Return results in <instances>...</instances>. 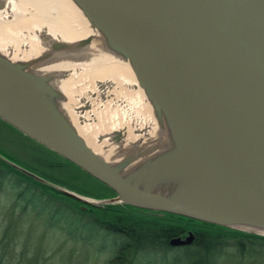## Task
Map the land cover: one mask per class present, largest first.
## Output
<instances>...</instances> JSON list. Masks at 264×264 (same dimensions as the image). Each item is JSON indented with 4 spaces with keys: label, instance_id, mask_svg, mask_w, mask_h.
I'll return each mask as SVG.
<instances>
[{
    "label": "water",
    "instance_id": "obj_1",
    "mask_svg": "<svg viewBox=\"0 0 264 264\" xmlns=\"http://www.w3.org/2000/svg\"><path fill=\"white\" fill-rule=\"evenodd\" d=\"M71 1L109 50L127 60L151 104L158 136L171 135L174 149L144 165L134 163L133 178H122L119 172L138 154L111 167L57 112L54 103L65 99L51 83L65 73L41 77L27 72L32 61L11 62L2 55L0 121L114 194L98 205L123 204L264 237V0ZM41 39L47 52L40 61L48 65L74 61V49L89 43L70 47ZM180 179L183 187L175 185ZM192 240L187 233L169 239L168 246Z\"/></svg>",
    "mask_w": 264,
    "mask_h": 264
},
{
    "label": "bare ground",
    "instance_id": "obj_2",
    "mask_svg": "<svg viewBox=\"0 0 264 264\" xmlns=\"http://www.w3.org/2000/svg\"><path fill=\"white\" fill-rule=\"evenodd\" d=\"M0 3V55L11 62L32 61L27 72L41 77L65 73L66 77L51 83L65 99L54 103L57 112L85 145L111 167H118L127 155L138 154L136 161L119 172L122 178H133L137 172L134 163L144 165L174 149L171 135L163 131L158 136L151 104L138 87L127 60L109 50L102 33L71 0ZM42 37L70 47L85 39L89 43L74 49V61L48 65L40 61V56L47 52ZM160 119L163 120L161 115ZM115 133L121 135L119 142L112 138ZM151 147V155L141 154ZM178 184H183L181 179L175 181ZM135 185L149 188L147 183ZM150 191L154 189L151 187Z\"/></svg>",
    "mask_w": 264,
    "mask_h": 264
},
{
    "label": "trees",
    "instance_id": "obj_3",
    "mask_svg": "<svg viewBox=\"0 0 264 264\" xmlns=\"http://www.w3.org/2000/svg\"><path fill=\"white\" fill-rule=\"evenodd\" d=\"M0 130L15 137L22 148H28L36 155L47 158L45 162L39 163L54 170L67 168L73 174H83L93 181L96 188L81 190L83 195L94 199L114 197L109 189L2 121ZM25 167H29L25 160L0 150V192L8 190L11 194V211L18 209L19 219L32 216L37 220L41 219L49 228H65V233L68 234L74 231L75 237L81 240L88 235L110 239L115 248L106 264H151L149 259L154 257L159 259L158 264H166L167 253L173 249L168 246L169 239L184 237L188 232L193 236L191 244L177 247L185 254L181 258L183 261L174 256L169 264H218L216 259L222 255L223 239L232 241L234 255L239 259L247 257L249 249L246 247L253 248L254 244H264V237L261 236L174 215L139 210L123 204L83 205L29 176L25 173L28 172ZM54 181L60 184L56 179ZM82 235L84 236L81 237ZM2 244L3 241L0 240V264L5 258Z\"/></svg>",
    "mask_w": 264,
    "mask_h": 264
},
{
    "label": "rangeland",
    "instance_id": "obj_4",
    "mask_svg": "<svg viewBox=\"0 0 264 264\" xmlns=\"http://www.w3.org/2000/svg\"><path fill=\"white\" fill-rule=\"evenodd\" d=\"M1 149L14 157L25 160L29 165L25 167L26 171L47 185L71 192L96 205L100 201L109 199H94L83 195L81 190L89 191V189L96 188L93 181L83 174H73L67 168L54 170L39 163L45 162L47 158L36 155L28 148H22L15 137L0 130ZM54 179L60 184H57ZM12 203L13 199L8 190L0 192V240L3 241L1 247L5 252L2 264H106L107 260L112 257L115 247L112 246L110 239L88 235L81 240L75 237L74 231L68 234L65 233V228L64 230L49 228L41 219L37 220L32 216H27L28 219L26 217L19 219L17 218L18 209L11 211ZM222 246V255L216 259L219 261L218 264H264V244L259 246L254 244L253 248L246 247L249 252L243 259L234 255L235 251L230 239H223ZM178 249L173 248L167 253L166 264L171 263V258L174 256L183 261L181 258H184L185 254ZM149 261L151 264H158L159 259L154 257Z\"/></svg>",
    "mask_w": 264,
    "mask_h": 264
}]
</instances>
